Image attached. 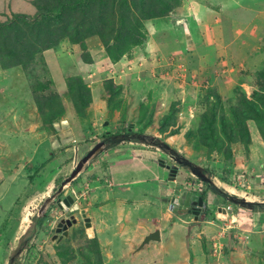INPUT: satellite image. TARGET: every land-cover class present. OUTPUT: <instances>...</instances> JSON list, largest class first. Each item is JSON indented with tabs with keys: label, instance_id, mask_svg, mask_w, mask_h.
<instances>
[{
	"label": "rangeland",
	"instance_id": "374dc122",
	"mask_svg": "<svg viewBox=\"0 0 264 264\" xmlns=\"http://www.w3.org/2000/svg\"><path fill=\"white\" fill-rule=\"evenodd\" d=\"M27 4L31 5V0H0V21L16 13H27ZM34 11L33 6L28 13ZM145 29L148 36L143 44L134 47L132 56L116 63L105 55L103 44L97 38L87 40L92 65L81 64L85 51L78 44L72 45L67 38L45 50L43 56L50 77L54 79V89L66 88L74 75L82 78L91 90L92 102H87L86 111L73 110L74 103L63 102L71 110L62 118L65 126L62 121L57 126L45 122L43 113L46 110H40L36 99L40 94L33 93L38 79L48 80L41 62L32 65L31 76L22 67L3 68L0 65V264H181L185 261L189 264H231V261L233 264H259L255 259L264 249L254 245L264 233V209H248L228 200L210 187L206 178L222 193L233 192L232 195L242 196L240 198L245 201L264 203L261 187L264 182L260 185L256 179L264 174V0H183L178 13L148 20ZM260 75L263 76L262 85L257 79ZM244 76L246 79L242 80ZM109 79L122 85V102L120 105L117 102L116 107L111 106L116 102L110 104L103 99L104 84ZM243 93L249 98V105L260 113V118L246 121L249 126L246 137L250 136L247 142L243 140L245 135L239 136L233 116L235 106L242 112L248 110L240 101ZM205 99L215 101L211 104L220 102L217 115L220 117L224 113L227 125L235 126L233 136H239L234 142L223 140V148L216 149V157L210 160L199 138L186 135L189 128L201 123L203 108H199V102ZM174 103L175 125L161 129V121L172 112ZM249 113L254 111L249 109ZM147 123L145 131H141ZM126 126L135 130L130 135L134 142H143L140 136L144 135L143 143L152 145L149 152L143 153V159L133 155L131 141L125 140ZM175 128L180 131L171 133ZM120 129L121 135H117ZM106 137L110 138L107 147L94 155L89 170L82 175L85 179L96 170L93 174L101 176L103 167H108L115 184L111 189L106 178L101 177L106 186L104 191L112 199L108 206L95 198L82 202L85 213L100 214L110 225L106 230L108 237L103 238V259L96 255L91 256L92 261L87 260L92 248L99 245L87 240L86 223L80 222L72 228V239L59 242L73 244L76 253L74 258L64 261L57 255V244L50 235L58 221L70 214L68 208L87 196L88 191L78 187L77 197H73L69 185L77 176L67 184L69 189L58 199L51 200L46 209L47 219L43 216V221L41 219L35 226L34 218L54 190L47 197L39 193L49 184L60 186L79 160ZM155 138L172 150L152 143ZM89 144L93 146L91 149ZM230 147L233 155L229 158L226 154ZM176 153L181 160L188 157L191 165H185L186 168L177 172L178 177L170 180L162 161L172 166L171 158ZM97 161L98 167L95 166ZM200 163L208 170L207 177L200 173L204 172ZM221 174L228 181H224ZM160 178L165 180L162 182ZM134 181L138 182L133 184ZM193 181L203 186V191L194 192L193 197H203L208 207L205 211L209 216L206 221L198 222L200 225L193 223L190 214H183L178 204L172 202L167 207L166 197L182 188L179 195L182 200L194 185ZM70 194L75 200L66 203ZM123 201L127 202L122 204ZM217 204H231L232 209L229 214L222 212L215 218L212 212ZM99 205H102L101 212L96 210ZM160 208L169 210L168 218L157 221ZM128 209L133 223L143 226L139 231L154 227L155 221V226L159 224L162 231V243L152 241L131 260L129 256L133 250L123 252L127 249L125 236L112 233L122 225ZM73 214L82 221L81 211ZM254 222L263 228L256 232L249 227ZM231 232L234 234L233 250L228 258L223 252L224 240ZM137 239L138 236L132 243ZM215 244L217 250L214 251ZM207 248L211 251L207 252Z\"/></svg>",
	"mask_w": 264,
	"mask_h": 264
},
{
	"label": "trees",
	"instance_id": "16d2710c",
	"mask_svg": "<svg viewBox=\"0 0 264 264\" xmlns=\"http://www.w3.org/2000/svg\"><path fill=\"white\" fill-rule=\"evenodd\" d=\"M31 3L35 7L34 13H16L11 18L0 21V65L3 68L22 67L30 75V70L33 68L32 65L37 61L42 63V69L44 70L41 71L48 77V80L43 82L38 79L33 86V93L40 94L36 96V99L39 102L40 110H46L43 113L44 117H46L45 122L54 125V122H61L64 114H69L71 111L66 108L63 102L74 103L72 106L73 110L74 108H81L86 111L87 102H92V94L90 87L82 78L74 75L69 78L70 80H68L66 88L60 89L56 86L57 90L54 89V79L50 77L51 74L43 56L45 50L56 47L62 39L67 38L72 45L78 44L85 51L84 54L86 55L82 57L84 63L81 64H85L86 62L92 65L93 59L90 52L87 51V40L97 38L103 44L102 48L105 55L111 62L116 63L128 56H132L134 47L143 44L146 40L148 36L145 29L146 21L159 17L166 18L173 16L179 12L183 0H31ZM244 74L247 75L246 72ZM262 78V75L257 78L260 85L263 84ZM244 79H246V76L242 78V80ZM104 86L103 99L110 102V104L111 102H116L114 105L111 104L112 107H116L117 102L120 105L122 102L120 98L122 85L115 84L113 80L109 79L106 80ZM240 101L248 106V110L242 112L239 107L235 106L233 116L234 120L237 121L239 136L243 134L246 137V134L249 133V126L246 121L250 118H260V113L255 107L249 105V98L246 94L243 93L241 95ZM210 102L215 101L208 99H205V101L200 100L199 108H203L201 123L199 125L195 124L196 127L189 128L186 133L188 138L191 136L199 138L201 145L206 148L209 160L212 156H215L216 149L220 150L223 148L225 143L223 140L229 139L231 142L239 140V136H233L235 126L232 124L227 125L224 113L220 117L217 115L219 113L218 105H220V102H217V105ZM173 106L172 112H169L166 118L161 121V129L175 125L173 119L175 120L174 117L177 114L175 113L176 115L173 116V110L176 109V103ZM249 109L250 111H254V113H249ZM47 115L53 116L47 117ZM147 125L148 123L144 125V128H141V131H145ZM124 128L126 136L128 139H131L130 135L135 133V130L132 129L134 131L131 132L128 129L129 127L126 126ZM177 131L179 132L180 129L175 128L171 130V133H177ZM109 135L112 136L110 133ZM109 137H106L107 141L110 139ZM243 140L247 142L250 140V136L248 135ZM155 141L153 142L163 148L169 149L170 147L165 142L164 144H160L159 141ZM246 145L248 144L246 143ZM169 150H172V148ZM232 151L231 147L227 148V153L229 154H226L227 157L230 158L233 155ZM175 156L179 155L175 154ZM182 162L187 166L191 165L190 161H187L185 158L182 159ZM203 170V173L208 171L206 168ZM220 177L224 181H228L225 175L221 174ZM212 186L219 193H222V190L216 185L210 184V187ZM223 194L229 195L228 200L238 202L246 208L254 210L264 209V203L248 202L236 195ZM229 206L231 204L225 207L228 208ZM44 216L43 219H47V213ZM38 223L39 220H37L35 226ZM249 227H252L256 231L263 228L262 225H256V223ZM73 229L64 240L74 237ZM230 235V237L224 240V255L228 258H230L231 249L233 250L231 245L233 232ZM262 237L264 238V233L258 238L257 243L254 245L255 248L261 246L264 249V239ZM87 240L89 242L91 240L93 244L99 245L92 248L89 256H87V260L92 261L91 256L96 257V255L102 260V251L98 239L96 237H87ZM237 240L239 239H235V241ZM64 243L57 244L58 249L56 253L66 261L67 259L74 258L76 253H74L73 244ZM206 251L210 252L211 250L207 248ZM262 252L255 259L259 264L264 262V258L261 259V255L263 254L264 256V250ZM102 264H105V262ZM231 264H233L232 261Z\"/></svg>",
	"mask_w": 264,
	"mask_h": 264
},
{
	"label": "crops",
	"instance_id": "0c3cea01",
	"mask_svg": "<svg viewBox=\"0 0 264 264\" xmlns=\"http://www.w3.org/2000/svg\"><path fill=\"white\" fill-rule=\"evenodd\" d=\"M26 7H28V9H29V11L28 12H31L32 11V9H33V6L32 5H26ZM60 137L63 139V137H62V135H60ZM93 138H95V137H93ZM93 138H91V139H93ZM64 142V141H63ZM123 143V142H122ZM125 143H127V142H125ZM133 143H135V144H137L136 146H132V145H134ZM94 145V144H93ZM130 145H131V147H132V150H133V155L135 156V157H140L141 159H143V153L144 152H149V149L151 148L152 149V145H150V144H147V143H143V142H134V141H131L130 142ZM93 146H90V144H89V149L90 148H92ZM157 150V149H156ZM158 151V150H157ZM96 157V156H95ZM93 159H95V158H93ZM172 159V158H171ZM102 160V159H101ZM173 160V159H172ZM162 162H164V161H162ZM98 164H99V162L97 161L96 162V165L95 166H97L98 167ZM184 164V163H183ZM202 163H200V165H201ZM203 165V164H202ZM201 165V166H202ZM88 167H90V165L88 164ZM184 168H186V167H184ZM183 168V169H184ZM182 169V170H183ZM89 170V168L87 169V171ZM108 167H103V169H102V171L100 172L99 170V172L101 173V176H95L94 174H96V170H93L92 171V173L91 174H89L85 179H82V175L86 172V171H83L74 181H72L71 183H70V187L72 188V187H84V188H86V190L88 191V195H87V199H86V201L87 202H89L90 200H91V198H95V199H97V202H99L100 203V201H102L101 203H102V205L103 206H108L109 204H111V198H109V196H107V194L105 193V191H104V189L106 188V186H105V182L106 183H108V185H110L111 186V189L112 188H114V186H115V184H114V182H113V180H112V178L109 176V174H108ZM165 170V173H167V171H166V169H164ZM179 170H181V168L179 169ZM187 170V169H186ZM94 173V174H93ZM264 173V172H263ZM102 176H104L105 178H106V180H105V182L103 183L102 182ZM264 174L263 175H259L256 179L259 181L258 183L261 185L262 184V182H264ZM165 179H163V178H160V181H164ZM262 180V181H261ZM94 182H97L95 185H93L92 183H94ZM138 181H134L133 182V184H136ZM57 183V182H56ZM256 183V182H255ZM59 184V183H58ZM123 184H127V182H124ZM69 186H67V188L69 187ZM59 187V185L58 186H56L54 183H52V184H49V185H47V186H45V188L44 189H42V192L41 193H39V194H41L42 195V197H44V195H45V197H47V195H49L51 192H53V190H54V192H55V190H57V188ZM69 187V188H70ZM261 187L264 189V185L262 186L261 185ZM68 188V189H69ZM229 188H232V187H229ZM226 189V188H225ZM234 189V188H233ZM182 188L180 189V190H178L179 192L178 193H172L170 196H167L166 197V200H169V201H167V203H168V205H167V207H169V205L171 204V202L175 199V197L176 198H179V195H180V192H182ZM262 189H260L259 191H261ZM228 191V190H227ZM231 191H233V190H231ZM264 191V190H263ZM177 192V191H176ZM229 192V191H228ZM233 194V192H230V194ZM234 193H236V190L234 189ZM245 193H247V192H245ZM4 194H5V192H4ZM176 194V195H175ZM173 195H175V196H173ZM259 196V195H258ZM240 197H242V196H240ZM257 197V196H256ZM85 201V200H84ZM252 201H255V200H252ZM127 201H123V203L122 204H124V203H126ZM102 205H99V206H97V208H96V210L98 211V212H101L102 211ZM248 209H250V208H248ZM40 211V210H39ZM162 211V212H161ZM163 211L165 212V216L164 217H162V213H163ZM168 209H163V208H160L159 209V212H158V214H157V221L158 220H163V219H167L168 218ZM219 212H220V210H219ZM59 214V216H61V213H58ZM229 214V213H228ZM125 216H126V219L122 222V225L120 226L119 225V229L117 230L116 229V231H114V232H112L113 233V235H120L121 237H123V236H125V240H124V245L125 246H127V249L126 250H124L123 252H128L129 250H135L136 249V247L142 242L141 240H143V238H144V236L148 233V232H150V231H152V230H154L156 227H159L160 229H161V226L158 224V226L156 225L155 226V224H157V222L155 221L154 222V227H152V226H150V227H147L146 228V230H145V232H141V231H139V229L141 228V229H143V226H141V224L140 225H137V223H133V221L131 220V211H130V209H128L126 212H125V214H124ZM238 215H239V213H238ZM83 216H86L85 218H86V220H87V225L86 226H84L85 227V229H86V232H87V234H88V238H93V237H96L97 239H98V242H99V244H100V247H101V249H103L104 248V246H105V243H104V237H108V235H107V229H109L110 228V225H109V223L108 222H106V220L103 218V217H100V214H95L94 213V215H88V213H83ZM237 216V215H236ZM247 216V215H246ZM245 216V217H246ZM251 218V217H250ZM249 218V219H250ZM252 220H253V218H251ZM78 220H80V219H78ZM159 221V222H160ZM81 222V220L79 221V223ZM118 222L120 223V218H119V220H118ZM254 224H255V222H254ZM243 231L245 232V230L243 229ZM255 231V230H254ZM141 232V233H140ZM257 232V231H256ZM138 234H140V235H138ZM234 235V234H233ZM136 236H138V239H137V241H135L134 243H132V241L133 240H135V237ZM161 238H162V231H161ZM160 243H162V241L160 242ZM149 245H151V244H149ZM149 245H146V246H149ZM146 246H144V247H146ZM143 247V248H144ZM142 248V249H143ZM224 248V245L222 244V250H224L223 249ZM141 249V250H142ZM140 250V251H141ZM133 251L131 252V254H130V256L129 257H131L130 258V260L138 253V252H140V251H138L137 253H135V255L132 257V253H133ZM214 251H215V249H214ZM224 252V251H223ZM109 255L111 256V254L109 253Z\"/></svg>",
	"mask_w": 264,
	"mask_h": 264
},
{
	"label": "water",
	"instance_id": "95a60500",
	"mask_svg": "<svg viewBox=\"0 0 264 264\" xmlns=\"http://www.w3.org/2000/svg\"><path fill=\"white\" fill-rule=\"evenodd\" d=\"M57 123L54 124L55 126H57ZM61 124L63 126L66 125L65 121H62ZM61 126V125H60ZM142 139L146 138V136L141 135L140 136ZM106 146V140H102L100 142H98L91 150H89L78 162V164L76 165V167L72 170L71 174L66 177L62 183L60 184L58 190L49 198H47L44 203L42 204L40 211L38 212V214L36 215V217L34 218L33 222H36L37 220H41L47 207L49 206L50 202L52 199L57 198L59 194H61L63 192V190L65 189V187L67 186V184H69L73 179H75L80 173L81 171H83L84 167L87 165V163L93 158L95 157L94 155H96L100 150L104 149V147ZM163 166L168 170L167 172H169L168 177L170 180H173L176 178V174H177V166L176 165H167L165 163H163ZM191 196V192H188L187 195L185 194L182 198V200H180V198H176L173 200V202L175 204H181L183 203V199L184 197H186V205L189 204V199ZM58 199V198H57ZM60 199V198H59ZM66 199V198H65ZM73 197L72 195H68L67 199H66V203L72 202L73 201ZM202 198H199V203H202ZM249 202V201H248ZM173 207V205H172ZM65 208V207H64ZM79 207L77 206V204H75V207L72 208L71 211L77 210ZM222 209V208H219ZM223 211L226 212V208H223ZM77 223V218L75 217L74 214H72L69 218H62L58 223H57V227H56V233L54 236V239L56 237L57 234L60 233V237L59 240L63 239L64 236H68L69 235V227L72 226V224ZM32 225V224H31ZM152 241L154 242H161L162 238H161V229L159 227H156L154 230L148 232L142 242L136 247V249L133 251L132 253V257L135 255V253H137L138 251H140L144 246L149 245ZM181 264H189V261H185L182 262Z\"/></svg>",
	"mask_w": 264,
	"mask_h": 264
},
{
	"label": "flooded vegetation",
	"instance_id": "af4514ba",
	"mask_svg": "<svg viewBox=\"0 0 264 264\" xmlns=\"http://www.w3.org/2000/svg\"><path fill=\"white\" fill-rule=\"evenodd\" d=\"M175 151V150H174ZM176 155H177V153H176ZM172 156V155H171ZM188 157H185V159H187ZM173 159V160H172ZM172 165H178L177 166V170L179 171V169L180 168H184V164H183V162H182V160L181 159H179L178 158V156H175V154H174V156H172ZM178 160V161H177ZM188 160V159H187ZM181 161V162H180ZM181 163V164H180ZM203 169H204V167L203 166H201ZM89 167H88V165H86V167H84V169H83V171H87V169H88ZM187 168H189V167H187ZM197 170V169H196ZM82 171V172H83ZM177 171V172H178ZM81 172V173H82ZM80 173V174H81ZM200 173H202L204 176H206L207 177V173H203V172H200ZM79 174V175H80ZM168 174H169V172H168ZM167 174V175H168ZM178 177V176H177ZM176 177V178H177ZM204 178V177H203ZM193 183H194V185L193 186H190V189H189V191L188 192H191V196H190V199H189V204L188 205H186V197H184V199H183V203H179L178 205L180 206V208H181V211H182V213L183 214H185V213H187V214H190L191 216H192V219H193V223H195V224H197L198 222L200 223L201 221H206L205 219L207 218V216H209L208 214H207V205H206V203H205V201H204V198L203 197H201V196H199L197 199L196 198H194L193 197V193L194 192H202L203 191V186L202 185H199V184H197L196 182H194L193 181ZM206 183L208 184V185H210V184H212V183H209L208 181H207V178H206ZM197 185V186H196ZM76 189H78L77 187H72L71 188V190H72V193H73V197H77V196H75V191H76ZM57 190H55V192H56ZM54 192V193H55ZM187 192V193H188ZM223 192V191H222ZM187 193H186V195H187ZM81 195H85V194H81ZM221 195H223V196H225L227 199H228V197H229V195H226V194H223V193H221ZM60 196V195H59ZM85 197V198H84ZM202 198L203 200H202V203H199V198ZM180 198V197H179ZM86 199H87V196H83L82 197V199H80V201H78V203H76L77 204V206L79 207L77 210L78 211H81V217H82V221H81V223H83V225H85V223H86V225H87V220H86V216H83V213H84V211H85V206H83L82 204V202H84V200L86 201ZM175 199H176V197H175ZM74 200H75V198H74ZM180 200H181V198H180ZM69 202V201H68ZM67 202V203H68ZM215 202H217V201H215ZM226 206H228V205H226ZM75 207V204L72 206V208H74ZM225 206L224 205H220V204H217V207H216V209L214 210V212H212V216L213 217H219L220 216V214L219 213H222V212H224L223 211V208H224ZM231 208H232V206H230ZM72 208L70 209V208H68V211L67 212H69L70 214L69 215H65V216H63V217H65V218H69L73 213H75L77 210H74V211H71L72 210ZM219 208H222V209H219ZM226 208V207H225ZM206 210V211H205ZM219 210H220V212H219ZM226 212H227V210H226ZM62 217V216H61ZM62 217V218H63ZM75 217L77 218V223H75V224H72V226H70L69 227V234H70V231L72 230V228L74 227V226H76L77 224H79V221H78V217H77V215H75ZM85 220V221H84ZM210 220V219H209ZM59 222V221H58ZM198 223V224H199ZM200 225V224H199ZM56 226H57V224H56ZM55 233H56V227L54 228V232L50 235V238L52 239V240H54L55 241V243L56 244H58L59 242H61L62 240H64L65 238H66V236H64V238L63 239H61V240H59V237H60V233L59 234H57L56 235V237H55V239H54V236H55ZM198 235H201L200 234V232H198ZM69 236V235H68ZM67 236V237H68Z\"/></svg>",
	"mask_w": 264,
	"mask_h": 264
},
{
	"label": "clouds",
	"instance_id": "9594fccd",
	"mask_svg": "<svg viewBox=\"0 0 264 264\" xmlns=\"http://www.w3.org/2000/svg\"><path fill=\"white\" fill-rule=\"evenodd\" d=\"M130 130H132V129H130ZM121 131H122L121 129L118 130L119 133H117V135H121ZM124 132H126V131H124ZM140 138H141V137H140ZM141 139H142V138H141ZM125 140L133 141L132 139H127L126 137H125ZM142 140H143V142H144L145 138L142 139ZM107 143H108V141H107V139H106V145H107ZM152 143H154V142L152 141ZM154 144H155V143H154ZM155 145H156V144H155ZM105 147H106V146H105ZM105 147H104V148H105ZM90 149H91V148H90ZM93 158H95V157H93ZM93 158H92V159H93ZM89 163H90V161L87 163V165H88ZM163 163H164V162H163ZM165 164H166V163H165ZM184 165H185V164H184ZM85 167H86V166H85ZM167 171H168V170H167ZM78 176H79V175H78ZM65 189H67V186L65 187ZM65 189H64V190H65ZM57 190H58V188H57ZM64 190H63V191H64ZM61 194H62V193H61ZM61 194H59V195H61ZM59 195H58V196H59ZM49 197H50V196H49ZM172 202H173V201H172ZM172 202H171V203H172ZM249 202H252V201H249ZM49 205H50V204H49ZM48 207H49V206H48ZM231 209H232V208H231ZM48 210H49V208H48ZM226 210H227V208H226ZM45 213H47V210L45 211ZM45 213H44V215H45ZM227 213H229L228 210H227ZM44 215H43V216H44Z\"/></svg>",
	"mask_w": 264,
	"mask_h": 264
},
{
	"label": "built area",
	"instance_id": "2783aa9c",
	"mask_svg": "<svg viewBox=\"0 0 264 264\" xmlns=\"http://www.w3.org/2000/svg\"><path fill=\"white\" fill-rule=\"evenodd\" d=\"M227 210H228V211L231 210V207L229 206V207L227 208ZM214 249L217 250V244L214 245Z\"/></svg>",
	"mask_w": 264,
	"mask_h": 264
}]
</instances>
